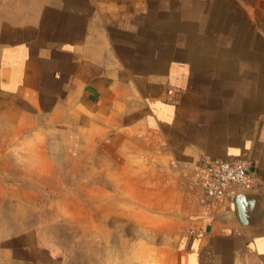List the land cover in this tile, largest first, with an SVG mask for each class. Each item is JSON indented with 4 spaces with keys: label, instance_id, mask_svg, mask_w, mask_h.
I'll use <instances>...</instances> for the list:
<instances>
[{
    "label": "crops",
    "instance_id": "0c3cea01",
    "mask_svg": "<svg viewBox=\"0 0 264 264\" xmlns=\"http://www.w3.org/2000/svg\"><path fill=\"white\" fill-rule=\"evenodd\" d=\"M18 14L4 24L0 116L37 121L21 159L47 179L38 192H71L76 165L96 203L135 186L138 203L177 209L172 171L240 159L255 176L248 223L235 200H195L163 264H264V0H48ZM9 188L0 264H63L39 227L16 222L22 188Z\"/></svg>",
    "mask_w": 264,
    "mask_h": 264
},
{
    "label": "rangeland",
    "instance_id": "374dc122",
    "mask_svg": "<svg viewBox=\"0 0 264 264\" xmlns=\"http://www.w3.org/2000/svg\"><path fill=\"white\" fill-rule=\"evenodd\" d=\"M46 1L0 0V47L9 17L19 18L21 9L27 13ZM25 121L27 126L20 127L0 116V183L6 184L7 189L22 188V191L8 190L22 199V203H15L12 208L16 222L23 227H39L63 264H163L176 242L184 211L195 203L199 191L197 169L183 166L171 172L170 182L175 183L178 198L186 202L177 209L172 203H138L143 192L134 189L135 186L128 191L131 199L114 192L111 198L103 194V203H96L95 191L80 187L76 165H72V176L64 177L71 192L63 196L59 191L38 192L37 188L45 187L43 181L47 179L24 175L37 161L21 159L23 153L35 149L30 141L36 131L32 125L37 121ZM151 156L154 161L155 156ZM153 161L156 168L162 167V160ZM58 179L61 182L63 176L55 178ZM54 197L55 203L48 202Z\"/></svg>",
    "mask_w": 264,
    "mask_h": 264
},
{
    "label": "built area",
    "instance_id": "2783aa9c",
    "mask_svg": "<svg viewBox=\"0 0 264 264\" xmlns=\"http://www.w3.org/2000/svg\"><path fill=\"white\" fill-rule=\"evenodd\" d=\"M195 168L199 175L196 202L204 211H211L221 200L234 201L238 189L251 187L255 180L248 165L240 159H208Z\"/></svg>",
    "mask_w": 264,
    "mask_h": 264
},
{
    "label": "water",
    "instance_id": "95a60500",
    "mask_svg": "<svg viewBox=\"0 0 264 264\" xmlns=\"http://www.w3.org/2000/svg\"><path fill=\"white\" fill-rule=\"evenodd\" d=\"M256 193L250 190V187H240L235 196V203L242 222L248 223L249 211L251 210V204L255 203Z\"/></svg>",
    "mask_w": 264,
    "mask_h": 264
}]
</instances>
